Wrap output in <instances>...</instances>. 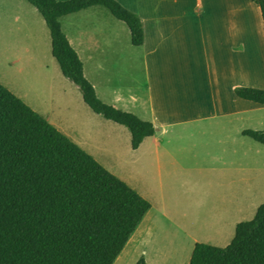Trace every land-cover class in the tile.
I'll use <instances>...</instances> for the list:
<instances>
[{
	"label": "crops",
	"instance_id": "1",
	"mask_svg": "<svg viewBox=\"0 0 264 264\" xmlns=\"http://www.w3.org/2000/svg\"><path fill=\"white\" fill-rule=\"evenodd\" d=\"M115 1L142 20L143 47L103 6L60 17L61 32L97 98L155 125L158 135L134 151L125 127L85 104L52 55L43 18L25 0H0V85L152 206L157 220L147 215L139 227L154 230L143 238L155 254L141 253L146 264L150 257L166 264L170 247L185 260L196 244L224 249L236 226L264 205V145L240 135L264 132V106L234 93L264 91L262 21L259 31L247 21L261 19L260 11L244 0L233 24L238 14L229 0V21L217 25L213 8L201 22L198 0ZM163 232L174 241L170 234L157 241Z\"/></svg>",
	"mask_w": 264,
	"mask_h": 264
},
{
	"label": "trees",
	"instance_id": "2",
	"mask_svg": "<svg viewBox=\"0 0 264 264\" xmlns=\"http://www.w3.org/2000/svg\"><path fill=\"white\" fill-rule=\"evenodd\" d=\"M43 18L52 55L63 77L98 116L125 127L136 151L161 130L103 104L85 79L83 65L58 19L93 6L107 8L145 45L142 20L115 0H25ZM259 7L264 32V0ZM235 95L264 106V91ZM264 145V132L240 134ZM152 206L71 143L0 85V264H115ZM137 264H146L141 257ZM189 264H264V205L253 221L236 226L232 243L219 249L196 244Z\"/></svg>",
	"mask_w": 264,
	"mask_h": 264
},
{
	"label": "rangeland",
	"instance_id": "3",
	"mask_svg": "<svg viewBox=\"0 0 264 264\" xmlns=\"http://www.w3.org/2000/svg\"><path fill=\"white\" fill-rule=\"evenodd\" d=\"M187 1L188 0H185V2H187ZM195 1L196 0H192V2H195ZM228 2H229V0H198V5L200 7L199 13H201V22H205L202 15H205L204 13L208 14L209 12H211V10L213 8V10L214 9H215V11L217 10L218 11L217 13L220 14V15L218 14L219 16H216V18H215V20L217 21L216 24L217 25H220V24L223 25L224 23L226 24V22H228L229 19L226 18V20L224 21L223 14L224 13L228 14ZM231 2H232V7H233L232 8V14H238V16H236V17H234V15H232L233 24H236L237 22H239V16L241 14L240 10L243 9L242 6L245 4V1L244 0H231ZM250 4H252V3H250ZM253 8H255V10H257L258 12L260 11L259 7H257L254 4H253ZM213 10H212V12H213ZM212 12H211V14H212ZM247 21H249L252 24V28H254L256 31L260 30V28H261V19L260 18L257 19L255 17H253V18L248 17ZM252 68L255 69L254 66H252ZM70 85L73 86L72 84H70ZM74 88L76 89V87H74ZM149 215L150 216L152 215V218H153V214H149ZM153 219H155V217ZM146 220H148L147 222L149 223V219H146ZM155 220H157V219H155ZM154 224L156 226L159 225V223L157 221ZM159 227H160L159 232L164 231L161 224L159 225ZM140 228L137 230V232L140 230ZM144 229L140 230L139 233L136 232L139 235V238H140L139 240L135 239V241H134L133 238L135 237L136 233L133 235V237L130 239L129 243L127 244L126 248L123 250L120 257L117 259L115 264H137L138 260L141 258V256H140L141 253H144L145 251H146V253H149L151 256L155 257V254L154 253L152 254V250L148 251V249L146 250V248L143 247V238L147 237L148 239H150L151 238L150 236L152 235L154 230L149 225ZM162 234H164L166 236H158L157 241H163V239H165L167 242V238H168L170 233L167 234V232H163ZM153 239H156V237L152 238V240ZM169 239H170V241H174V238L171 237V234H170ZM180 241L182 242L183 240L181 239ZM134 245H136L140 250L139 251L135 250L133 247ZM171 249L172 248L170 247L167 250L169 256H166V258H165L166 262L165 261L164 262L166 264H189L190 263L191 254L188 255V260L187 259L185 260V257H187V255H185L184 253L181 252V254H179L178 257H175L174 254L172 255V251L175 252V250L173 249L171 251ZM149 260H150L149 261L150 264H154L151 257L149 258Z\"/></svg>",
	"mask_w": 264,
	"mask_h": 264
}]
</instances>
